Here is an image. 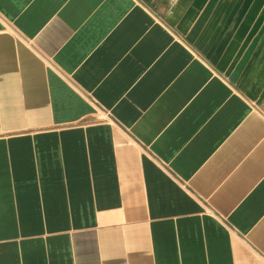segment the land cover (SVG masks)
<instances>
[{
    "label": "crops",
    "instance_id": "1",
    "mask_svg": "<svg viewBox=\"0 0 264 264\" xmlns=\"http://www.w3.org/2000/svg\"><path fill=\"white\" fill-rule=\"evenodd\" d=\"M264 0H0V264H264Z\"/></svg>",
    "mask_w": 264,
    "mask_h": 264
},
{
    "label": "water",
    "instance_id": "2",
    "mask_svg": "<svg viewBox=\"0 0 264 264\" xmlns=\"http://www.w3.org/2000/svg\"><path fill=\"white\" fill-rule=\"evenodd\" d=\"M264 34V23L262 25V27L260 28L258 34L253 38L251 44L249 45L248 49L246 50L243 58L240 60V62L238 63V65L236 66L234 72H233V78L237 79L241 72L243 71L245 65L247 64V62L249 61V59L251 58L255 48L257 47L261 37Z\"/></svg>",
    "mask_w": 264,
    "mask_h": 264
}]
</instances>
